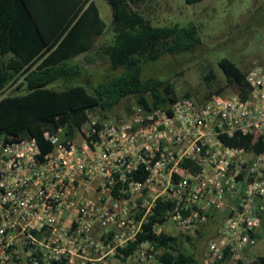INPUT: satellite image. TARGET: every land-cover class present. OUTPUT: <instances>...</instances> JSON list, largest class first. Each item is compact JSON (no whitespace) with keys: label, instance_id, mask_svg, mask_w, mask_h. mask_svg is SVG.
Returning a JSON list of instances; mask_svg holds the SVG:
<instances>
[{"label":"built area","instance_id":"obj_1","mask_svg":"<svg viewBox=\"0 0 264 264\" xmlns=\"http://www.w3.org/2000/svg\"><path fill=\"white\" fill-rule=\"evenodd\" d=\"M246 88L183 96L125 115L87 110L73 137L0 133V264H161L160 235L171 221L190 234L224 214L205 264L226 251L246 260L264 224V65L247 70ZM252 136L260 152L222 137ZM162 206L165 221L157 209Z\"/></svg>","mask_w":264,"mask_h":264},{"label":"trees","instance_id":"obj_2","mask_svg":"<svg viewBox=\"0 0 264 264\" xmlns=\"http://www.w3.org/2000/svg\"><path fill=\"white\" fill-rule=\"evenodd\" d=\"M107 1L113 13L110 25L102 18L95 0H0V133L8 140L35 138L41 150L47 152L52 145L45 131L56 133L61 128L63 138L73 137L87 120L88 109L105 115L124 100L133 99L134 104L152 109L192 96L190 92L179 94L171 80L144 78V66L167 53L193 50L200 43L198 27L155 25L140 10L147 0ZM108 29L113 34L111 41L97 46ZM94 51L107 56L112 69L124 70L91 91L81 82L84 67L71 61ZM88 61L95 60L88 57ZM219 64L230 83L246 88V69L227 56ZM205 77L210 84L216 79L212 70ZM60 80L66 82L65 86L55 87L53 84ZM224 90L220 86L205 96ZM131 106H126L127 112ZM222 138L231 146H246L256 152L263 149L261 143H253L252 136ZM163 210L162 206L157 209L161 222L166 220ZM223 217L220 214L208 223L216 222L217 228ZM145 231L139 239L165 248L159 258L161 264H205L185 245V238L192 241L190 234L157 235L149 225ZM135 247L132 244L121 250L123 261ZM230 258L226 251L216 264ZM233 264H264V254L250 262L239 260Z\"/></svg>","mask_w":264,"mask_h":264},{"label":"rangeland","instance_id":"obj_3","mask_svg":"<svg viewBox=\"0 0 264 264\" xmlns=\"http://www.w3.org/2000/svg\"><path fill=\"white\" fill-rule=\"evenodd\" d=\"M95 1L102 18L110 25L113 18L110 3L107 0ZM159 3L169 4L171 8L160 16L153 15L155 25L197 26L200 43L193 50L167 53L146 63L144 78L168 79L174 83L179 94L190 92L193 96L204 97L211 89L220 86L225 87L224 92L236 89L219 64L222 57H229L246 70L257 64L264 65V0H201L196 3H188L186 0H159ZM112 36V32L106 30L99 38L97 46L110 42ZM88 57H93L95 61L89 62ZM71 63H79L84 67L85 73L81 82L91 91L124 70L123 67L112 69L109 58L95 51L80 55ZM209 70L216 75L211 84L205 77ZM65 84L66 82L60 80L53 85L63 87ZM14 88L15 85L7 93ZM134 103L133 99L124 100L110 114L125 115L126 106ZM216 226L217 223L211 221L199 231L190 233L192 241L185 238V245L202 261L207 253L208 242L215 235ZM164 227L175 235L181 234L171 221ZM258 232V243L245 254L248 262L264 254V225ZM121 263L122 260L116 261V264ZM233 263L230 259L221 264Z\"/></svg>","mask_w":264,"mask_h":264},{"label":"crops","instance_id":"obj_4","mask_svg":"<svg viewBox=\"0 0 264 264\" xmlns=\"http://www.w3.org/2000/svg\"><path fill=\"white\" fill-rule=\"evenodd\" d=\"M170 8H171V6L169 4H167V5L161 4V3H159V0H147L140 7V10H142L145 13V15L147 17H149L152 20V22H153L154 21L153 15H159L160 16L162 13H167V11ZM259 229H258V231H259ZM258 231H257V236H258V239H259V232Z\"/></svg>","mask_w":264,"mask_h":264}]
</instances>
